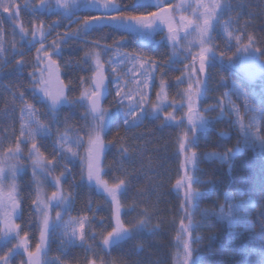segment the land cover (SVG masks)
<instances>
[{"label":"snow or ice","instance_id":"6c2138e0","mask_svg":"<svg viewBox=\"0 0 264 264\" xmlns=\"http://www.w3.org/2000/svg\"><path fill=\"white\" fill-rule=\"evenodd\" d=\"M243 7L242 0H237L235 5L233 0H130L129 3L121 0H23L22 4L19 0H0V14L7 13L5 19L11 22V38L6 39V29L0 21V56L7 51V45L19 56L15 60L16 71L22 72L28 66L32 69L28 73V88L20 84L15 88L8 86L6 90L10 96L4 100L6 109L9 106L12 111L18 109L19 131L18 135L13 131L14 143H9L6 148L0 147V241H15L0 254V264H11L12 258L21 254L26 255L27 260H21L20 264H62L59 257L53 261L45 259L49 239L57 227L63 228L65 239L61 240L62 246L87 245L85 251L93 255L86 264H128L124 259H106L98 255L97 250L110 254L112 249L122 247L126 241L145 231L151 235L160 232L161 222L153 223L154 209L144 207L139 217L130 223L122 219L124 205L120 197L129 184L127 173L114 177L112 181L104 178L102 158L109 146L117 147L122 158L129 156L128 138L122 136L119 129L113 139H105L113 117L121 110L122 125L126 130L139 127L145 119L159 121L161 128L182 127L179 150L184 156V174L174 187L178 192L182 190L183 196L179 206L181 216L175 237L174 264H202L200 251L205 237L200 234L202 225L196 219V212L201 199L210 194L217 181L215 173L208 179L201 178V158L227 165L230 174L235 158L245 149L259 150L264 154V92L259 96L260 107H255V96L250 99L236 80L230 81L229 88V78L221 75L220 83L228 90L215 104L200 108L211 79L209 70L217 64L222 69L238 67L247 81H254L257 77L264 80V46H259L255 35L247 31V23L237 27ZM22 10L32 17L27 22L21 16ZM53 13L58 15L55 21L49 23L41 18L43 14ZM61 19L68 20L69 25L76 23L77 27L64 33L57 32L49 41ZM104 28L149 36L164 33L162 40L173 48L170 64L179 60L175 54L178 48L187 53L185 59L191 57V62L185 64L181 74L175 77L178 88L186 80L187 87L170 97L164 65L135 50L123 52L124 36H121L111 45H101L99 40H84V55L76 64L91 62V75L79 77V94L73 95L77 90L76 82L62 79V67L72 64L70 60L61 63L63 45L70 39L87 37ZM220 36L224 38L222 49L215 42ZM18 44L35 48L31 62L25 60L24 52L17 48ZM108 51L113 56L105 61L102 54ZM128 64L131 65L128 72L135 73L137 68L143 70L140 73L143 79L134 81L135 91L126 88L128 81L124 76L127 73L119 71ZM108 69H111V79ZM157 70L161 72L159 90L152 100L144 89L150 88ZM109 84H114L113 104L117 113L103 105V101L112 94ZM29 91L31 100L27 98ZM233 94L236 100L231 98ZM237 100L242 102L243 113ZM37 102L44 106V111L37 107ZM77 106L84 109L82 126L71 123L67 115L61 120L63 108L75 109ZM178 109L186 111L177 117ZM211 113L217 114L212 116ZM232 116L235 118L229 119ZM220 122H228L238 133L234 147H225L223 152H198L200 134L215 132L214 126ZM216 135L222 140L231 139L229 131L221 130ZM47 140H51V152L45 148L44 141ZM76 160L80 161L78 180L69 167ZM29 167L33 185L31 208L39 227V239L34 248L31 247L29 232L17 223L23 214L17 181ZM69 176L72 177L70 183ZM202 185L209 187L202 191ZM83 186L105 195L111 205L114 222L111 230L94 231L92 218L86 213L69 215L64 219L73 206L75 189ZM48 188L52 190L49 192ZM222 195L224 202L217 204L218 210L200 209L201 218H214L229 235L248 237L254 247L258 243L259 255L248 250L247 255L255 259H247L241 264H264V210L258 212L254 219L250 209L256 208V202L244 199L245 193L240 189L234 192L231 183L225 185ZM261 201H264V192L261 193ZM90 204L91 201L88 211H92ZM100 223L103 224V220ZM97 237L99 243L95 247L88 244L89 240L96 241ZM215 238L211 235L208 240L211 242ZM233 244L239 249L235 239ZM142 248L138 245L135 250L141 251ZM219 264L225 262L220 261Z\"/></svg>","mask_w":264,"mask_h":264},{"label":"trees","instance_id":"16d2710c","mask_svg":"<svg viewBox=\"0 0 264 264\" xmlns=\"http://www.w3.org/2000/svg\"><path fill=\"white\" fill-rule=\"evenodd\" d=\"M121 2L129 3L130 1L121 0ZM242 2L244 5L243 9H237L241 11L237 27H243L247 23V31L255 35L259 46H264V0H242ZM233 3L235 5L237 0H233ZM68 24V20L62 21L53 30L52 35L49 36V41L55 37L57 32L63 30L64 25ZM5 29L10 35L6 39H10L11 22L8 20L5 24ZM214 34V37H216V33ZM121 36L128 39V33H119L110 28H104L101 31L97 30L90 33L87 37L70 39L63 45L62 59L76 58L78 61L83 57L84 48L75 47L72 44L73 41L84 43L85 39L89 42L99 40L101 45H111L114 40ZM16 40H19V36L16 37ZM215 42L220 45L221 49L224 47V38L222 36L217 37ZM17 48L24 52L25 60L32 61L35 48L29 49L28 47H21L19 44ZM6 53V58L0 63V91L3 93V96L5 95L4 98L10 96V93L6 90L8 86L15 88L17 84H20L24 88H28V73L32 70L28 66L22 72L16 71L15 60L19 59V56H16L9 46H7ZM153 53L155 52L153 51ZM150 57L155 58L162 65L167 63L165 60H158L155 55ZM86 69L87 66L85 64L83 66L79 65L78 69L63 67L61 70L62 78L67 80L70 77L76 82L77 90H79V77L86 74ZM234 69H222L217 64L215 68L209 70L211 79L208 82L207 91L200 102L201 109L215 104L217 99L228 90L220 83L221 75L229 78V82L236 80L237 83L241 84L250 99L255 96V100H253L254 106L260 107L258 100L261 92H264V82L256 81L253 84L244 82L234 76V74H229L231 70L238 73ZM169 72L171 71H167L168 76L165 75L168 81L173 79L170 78L172 76ZM27 98L31 100L30 91L27 93ZM231 98L235 100L234 95ZM10 108L9 106L7 109L10 110ZM7 109L4 105L1 111L4 112ZM68 111L70 112L71 110ZM216 114L211 113L210 115L215 116ZM229 119L233 118L230 117ZM159 124V121L145 119L139 127L126 130L122 125L120 116L117 115L113 117V123L105 137L106 140L113 139L117 129H119L122 136H127L130 145L127 159L122 158L119 155L118 148L112 146L106 149L102 158L104 172L106 173L105 179L112 181L114 177L125 176L127 173L129 184L127 190L120 197L121 203L124 205L122 219L126 223H130L139 217L144 207H147L150 210H155L153 223H156L158 220L161 222V230L155 235L148 234L145 231L142 235L126 241L122 247L112 249L110 254L97 250L98 255L105 256L106 259H124L128 264H174V252L177 248L175 237L181 216L179 206L183 196V191L178 192L174 187L176 181L181 179L184 174L182 168L184 156L179 150V134L182 131V127L170 126L161 128ZM214 127L215 132L200 134L201 139L198 152L203 153L213 150L223 152L225 147H234L236 144L238 133L234 128L230 127L228 122L217 123ZM221 130L229 131L231 139L222 140L217 137L216 132ZM208 141H212V143H208ZM233 165L231 173L228 174V166L221 165L219 161H209L201 158L199 163L201 178L208 179L212 173H215L217 181L211 187L210 194L201 199L199 209L196 212V219L202 225L200 234L205 237L200 251L202 264H219L220 261H224L225 264H241L242 261H246L247 259H255V257L247 255L248 250L256 253L257 256L259 255L258 243L254 247L248 237L235 238L229 235L214 218H201L200 216V209L218 210L216 206L224 202L222 193L225 190V185L229 183L232 184L234 192L240 189L245 193L244 199L250 198L256 202V208L250 209V213L254 219L258 212L264 210V201H261V193L264 192V154H261L259 150L245 149L235 158ZM69 167L72 168V172L78 180L80 165L74 163L70 164ZM71 180L72 177L69 176L68 183ZM20 181V188L22 189L21 198L23 201V216L21 217L20 224L22 227L26 223L31 224L28 232L31 237V244L35 247V244L38 242L39 229L31 219L33 185L28 175ZM65 187H67V183ZM208 187L207 185H202L201 190L203 191ZM89 201H91L90 207L92 211H88ZM85 213L92 218V229L97 233L101 230H111L113 220L110 203L106 200L103 193L96 191L94 188L90 189L87 186L75 189L73 210L70 214L78 216ZM101 220H103V224L100 223ZM211 235H215L216 238L210 242L208 237ZM233 239L236 240L239 249L234 246ZM60 243L56 236L51 238L47 249L48 259L53 261L56 257H59L60 261L64 264H86V260L90 259L93 255L91 252L85 251L87 245L83 247L79 245L67 247L63 250V246ZM98 243L99 237H97L96 241H88V244H92L94 247ZM138 245L143 246L141 251L135 250ZM9 247H11V244L0 241V254L7 251ZM21 260H24V255L14 256L11 264H20Z\"/></svg>","mask_w":264,"mask_h":264},{"label":"rangeland","instance_id":"374dc122","mask_svg":"<svg viewBox=\"0 0 264 264\" xmlns=\"http://www.w3.org/2000/svg\"><path fill=\"white\" fill-rule=\"evenodd\" d=\"M19 2L22 4L23 0H19ZM81 14H83V13H81ZM91 14H98V13L92 12ZM7 15H8L7 13L0 14V21L3 22L4 28H5V24L7 22V19H5V17ZM21 16H22L23 19H25V22H27L28 20H30L32 18L29 13H27V12H25L23 10L21 12ZM41 18L44 19L46 22L50 23V22L54 21L55 19H58V15L55 14V13H53V14H43L41 16ZM62 21H65V19H61V22ZM76 27H77L76 23H72L71 25H69V24L68 25H64L63 30H61L60 33H64L68 29H75ZM99 31H101V30H99ZM117 32H119V31H117ZM119 33H121V32H119ZM163 35H164V33H157L155 35L149 36V35H144V34H141V33H138V32H128V36H127L128 39L124 38V42H123V46H122L121 50L123 52H130V51L135 50L136 52L144 53V54H146L148 56L155 55L158 60L167 61V63H165V65H164V73L166 72V76H168L167 71L168 70L171 71V72H169V74L172 76L170 78H173V79L172 80L170 79L171 82L168 81V80L167 81H168V83L170 85L169 94H170V97H172V96H176V93L178 91H181L183 88L187 87L188 81L186 80L185 83L180 85L179 88H178L177 85H176L175 77L179 76L181 74V72L184 70V65L185 64H188V63L191 62V57L188 56V58L185 59V56L187 55V53L182 48H178L176 50L175 54H176V56L179 57V60L176 63H171L170 64V58L173 57V48L171 47L170 44H168L167 42L162 40V36ZM213 35H215V34L213 33ZM9 36H10L9 32H6V38H8ZM120 38L121 37L117 38L116 40H120ZM72 44L75 47L85 48V44L82 43V42L73 41ZM6 48H7V45H6ZM153 51L155 53H153ZM193 51L195 52L196 49H193ZM6 52H5V54L3 56H0V63H2L4 61V58H6V56H7ZM34 56H35V54H34ZM112 56H113V53L111 51H108L107 53L102 54V59H104L106 61L109 58H111ZM67 60L72 61V64H71V66H69V68H72V67L75 68V69L79 68V66H77V64H76V61H77L76 58H69ZM63 61H66V60L62 59L61 60L62 64H63ZM90 64H91V62H89V64L86 65L87 66V69H86V72H85L86 74L84 73L85 75H82V76L87 77V76L91 75V72L89 70V65ZM169 64H170V66H169ZM81 65L83 66V64H81ZM129 68H131L130 64L125 65L124 67L119 69V71L122 74L123 73H127V75L124 76V79L128 81V83L126 85V88L129 89V90L135 91L136 84L134 83V81L143 79V77L140 75V73L143 70L137 68L135 73H132V72H128ZM235 69L238 71L239 74L237 72L232 71V70H231V72H229V74H234V76L238 77L239 79L243 80L244 82H247V83H250V84L256 83V81L264 82V80H262L260 77H257L254 81H247L244 78L243 73H241L239 71L238 67H235ZM173 72H174V74H173ZM107 74L109 75V78L111 79L112 78L111 77V69H108V73ZM160 76H161V72L159 70H157L155 72V74H154V79H153V81L150 84V88L149 89H144L146 92H149L152 100H155V93H156V91L159 90V83H160V79L159 78H160ZM62 79H64V78H62ZM68 79H71V78L68 77ZM67 80H65V81H67ZM228 87L229 88L231 87V83L230 82H229ZM109 89L111 90L112 94L108 96V99H107L104 107L109 108L114 113H117V107L113 104V96L115 94L114 84H109ZM78 94H79V90H77V92L75 91L73 93V95H78ZM4 96H3V93H1V91H0V132H2V134H0V147L6 148L9 145V143H13V138H14L13 131H15V133L18 135V131H19V119H18L19 112H18V109L16 111H12L11 108H10V110H8V109L4 110V112L1 111L3 109V107H4V105H5L4 104V99H5ZM176 98L179 101V97H176ZM235 100H236V97H235ZM236 102L241 105V112L243 113L244 109H243L242 102L238 101V100ZM37 107H39L41 109V111L45 110L44 106L39 104L38 102H37ZM68 110H71V111L69 112ZM184 111H186V109H178L177 112H176L177 117H180L183 114ZM83 112H84V109L79 107V106H77L75 109L65 107V108H63L61 110V120H63V117L67 115V116L70 117V122L71 123H74L77 127H80L84 123V121L81 119V114ZM117 115H119L121 120L123 121V111L121 110L120 112L117 113ZM232 118L234 119L235 117L232 116ZM61 127H62V124H61ZM44 144H45V148L47 149V151L51 152L52 151L51 140L44 141ZM81 151H83V149H81ZM74 163H76L77 165L78 164L80 165V161L79 160H76ZM26 175H28L30 177L31 181H32L31 168L30 169L28 168L27 171L18 178L17 182L19 184V187L21 186V181L20 180L23 177H25ZM20 190H21L20 191V196H22V189L20 188ZM51 190H52L51 188H48L49 192ZM72 210H73V206L65 214L64 219H67L68 216L71 215L70 213L72 212ZM225 211H227V209H225ZM31 213H32V210H31ZM22 216H23V214H22ZM52 216H53V218L55 217V211L52 212ZM71 216H77V215H71ZM21 217H20V219L17 220V223H20ZM31 219L33 220L34 223H36V226L39 229L38 224H37L36 219H35V215L33 213H32V218ZM33 225L35 226V224H33ZM30 226H31V224H27L26 223V224H24L23 228H24L25 231H29L30 230L29 229ZM53 236L57 237L58 242H61L62 239H65V237H63V228L62 227L55 228V231L52 233L49 241L51 240V238ZM38 239H39V235H38ZM12 243H15V241H11L9 244H11V246H12ZM60 245L62 246L61 243H60ZM31 247L34 248L32 244H31ZM66 248L67 247L63 246V250H65ZM21 252H22V250H21ZM45 259L48 260V261H52L51 259H48L47 255H46ZM24 260L25 261L27 260L26 255H24ZM62 264H64V263H62Z\"/></svg>","mask_w":264,"mask_h":264},{"label":"water","instance_id":"95a60500","mask_svg":"<svg viewBox=\"0 0 264 264\" xmlns=\"http://www.w3.org/2000/svg\"><path fill=\"white\" fill-rule=\"evenodd\" d=\"M107 98H108V97H107ZM106 100H107V99H105V100L103 101V105L105 104Z\"/></svg>","mask_w":264,"mask_h":264}]
</instances>
